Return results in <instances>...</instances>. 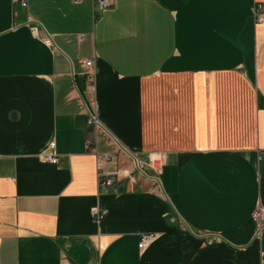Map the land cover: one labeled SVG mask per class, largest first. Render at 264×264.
Listing matches in <instances>:
<instances>
[{
	"label": "crops",
	"instance_id": "0c3cea01",
	"mask_svg": "<svg viewBox=\"0 0 264 264\" xmlns=\"http://www.w3.org/2000/svg\"><path fill=\"white\" fill-rule=\"evenodd\" d=\"M25 2L0 0V264H264V0Z\"/></svg>",
	"mask_w": 264,
	"mask_h": 264
},
{
	"label": "built area",
	"instance_id": "2783aa9c",
	"mask_svg": "<svg viewBox=\"0 0 264 264\" xmlns=\"http://www.w3.org/2000/svg\"><path fill=\"white\" fill-rule=\"evenodd\" d=\"M16 2H19L20 5L22 7L26 6V0H15ZM72 2H77L79 0H71ZM99 6L100 10H106L107 8H109L112 4V0H95ZM253 16H254V20L257 24H263L264 23V9L262 4L257 3L254 7V12H253ZM32 33L36 34L38 31L37 27H33L32 29ZM49 39L46 40V38L44 39L45 43L49 44ZM84 67L88 70H90L92 68V61L91 60H87L84 61ZM88 74H92V71ZM91 75H89V77H91ZM89 91L91 92V94L94 93L95 88L93 86L89 87ZM88 120H87V124L89 126H94L97 129H101L102 126L97 118V115L95 113L94 110H88ZM103 129V128H102ZM103 131L106 132V130L104 129ZM86 149L90 148V142H86ZM44 160L55 164L57 162L56 158L54 156H47L44 157ZM109 160V156L108 155H97L96 156V168H97V173H98V179H99V183L100 186L102 187H107L113 184V182L115 181L114 179H108L106 178V173H105V164L106 162ZM135 168L142 173V175L146 176V168L148 167H155V168H159L160 166V160L158 158H153V157H149V161L148 163H144L141 161H138L137 159L135 160ZM104 212H93L92 217L95 218L97 221L101 220L104 217ZM263 213L260 211V209L256 210L253 214V219L254 221L258 224V228H260V226L262 225L261 220L263 218ZM151 240V236H146V237H142L139 243V249L143 250L146 246H148V244L150 243Z\"/></svg>",
	"mask_w": 264,
	"mask_h": 264
}]
</instances>
